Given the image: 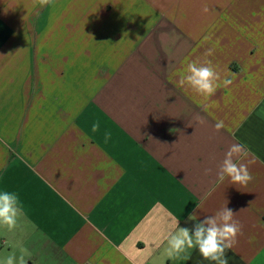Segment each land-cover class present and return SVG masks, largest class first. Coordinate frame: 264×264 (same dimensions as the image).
Listing matches in <instances>:
<instances>
[{
    "label": "crops",
    "instance_id": "obj_1",
    "mask_svg": "<svg viewBox=\"0 0 264 264\" xmlns=\"http://www.w3.org/2000/svg\"><path fill=\"white\" fill-rule=\"evenodd\" d=\"M205 58L211 96L179 85ZM234 143L247 185L218 179ZM0 191V264H215L167 237L226 202L229 264H264V0H0Z\"/></svg>",
    "mask_w": 264,
    "mask_h": 264
},
{
    "label": "clouds",
    "instance_id": "obj_2",
    "mask_svg": "<svg viewBox=\"0 0 264 264\" xmlns=\"http://www.w3.org/2000/svg\"><path fill=\"white\" fill-rule=\"evenodd\" d=\"M41 5L49 3V0H40ZM207 11V8H205ZM212 55L209 49L205 57ZM220 80L212 62L205 58L201 61L189 62L186 66L185 74L179 81L180 86L187 84L195 92L211 96L217 88L221 86L217 83ZM223 86H228L231 80L224 79ZM223 127V122L216 124L217 130ZM100 130V121L92 124L91 131L96 133ZM111 138V132L104 133L105 142ZM246 147L242 143H234L229 146L224 154L218 169V179L224 181L229 178L232 184L247 185L253 176L245 163H237L234 157L246 155ZM198 209V207H197ZM243 210V209H241ZM21 213L19 196L15 192L0 191V225L7 226L8 229L15 228L17 218ZM236 213L227 207V202L223 208L214 215L205 216L202 220L197 218V210L194 209L188 215V221H193V227H181L178 219L175 220V230L167 237L166 253L169 258L188 259L191 249H198L205 260L215 262V264H229L226 253L237 243V237L243 234V225L234 219ZM27 250L17 256L15 252L9 253L4 264H27L25 258Z\"/></svg>",
    "mask_w": 264,
    "mask_h": 264
}]
</instances>
